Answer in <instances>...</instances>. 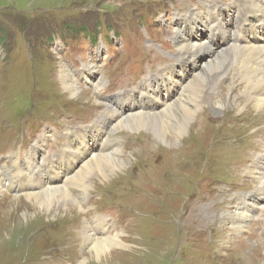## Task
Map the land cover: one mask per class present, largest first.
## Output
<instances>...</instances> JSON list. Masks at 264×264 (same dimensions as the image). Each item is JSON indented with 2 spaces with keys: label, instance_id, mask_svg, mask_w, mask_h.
<instances>
[{
  "label": "rangeland",
  "instance_id": "rangeland-1",
  "mask_svg": "<svg viewBox=\"0 0 264 264\" xmlns=\"http://www.w3.org/2000/svg\"><path fill=\"white\" fill-rule=\"evenodd\" d=\"M218 2L230 10L206 28L196 17L185 18ZM183 18L203 29L208 48L213 39L233 38L221 69L205 76L211 90L198 94L205 134L187 135L173 146L159 143L149 128H110L104 139L121 144L127 165L108 176L93 172L82 202L72 192L60 193L57 208H40L31 194L45 192L40 183L46 165L21 174L26 151L45 131L56 130L63 136L48 139L40 158L60 157L70 126H90L99 112L120 108L119 99L140 102L131 90L153 74L160 77L166 65L179 64L176 33ZM257 27L264 28V0H0V264H264V205L255 203L245 227L232 218L243 195L250 194L252 204L261 187L245 169L264 154V104H257L264 85H251L239 68L256 73L237 39ZM205 49L194 50L185 70L176 68L172 89L186 83L187 71L191 76L203 69L207 59L197 57ZM85 64L100 68L98 79L105 84L96 94ZM63 69L81 77L83 95L65 89ZM123 91L130 94L119 97ZM24 212L35 217L19 219L22 225L13 228ZM98 216L113 220L128 244L115 247L112 252L122 249L121 256L109 263L86 260L84 229Z\"/></svg>",
  "mask_w": 264,
  "mask_h": 264
},
{
  "label": "bare ground",
  "instance_id": "bare-ground-1",
  "mask_svg": "<svg viewBox=\"0 0 264 264\" xmlns=\"http://www.w3.org/2000/svg\"><path fill=\"white\" fill-rule=\"evenodd\" d=\"M223 9H225L226 12L230 10L227 4L224 5L220 2L212 5L206 4L203 9H197L185 13V18H192L191 16L196 17L200 21L201 25L204 24L206 28L208 22L214 19L215 16H224L225 11H223ZM185 18H183L185 23L179 22L177 25L178 29L176 33V42L179 45L178 51L183 53V56L178 59L179 64L177 66L175 64L166 65L161 69L162 73L160 77L153 74V76L147 77L142 82V84L137 88L139 89L138 91L131 90L132 94H135V92L139 93V96H141L139 97L140 102L130 104L128 100L119 99L120 108H110L99 112L97 118L90 123V126H70L67 133H64V137L66 136L67 141L62 145L60 157H56L51 154V157L46 158L45 153L42 155L43 158H40V153L43 151L42 148L48 139L61 137L62 134L56 130L52 133L45 131L46 133L44 132L39 137V141L33 148H31L32 150L30 152L26 151L23 160L24 165L22 169H19L21 174L25 173L27 168H30L33 165H37L38 167H44L43 165H46L45 169L47 176L43 177L40 183L41 187H43L41 190H45V192L31 194V196H34L38 201L40 208L49 210L56 207L58 205V201L55 196L60 193L63 194V197H66L69 192H72L73 195L76 196V202H82L88 195L90 187L89 178L93 172H99V174H102L103 176H108L109 174H114L118 169H122L125 166L126 162L122 158L121 144H119V148H117L114 143L104 139L107 137L110 128L117 129L121 124H135L138 127H145L153 130L156 133L155 138L159 143L173 146L179 144L181 139L187 135H192V137L196 138L197 136L200 137L205 134V131L203 130L208 123L206 121L207 125L205 122L203 125V123H201V120L203 119L197 117V112L202 109L201 106H197L201 100L200 95L211 90L210 88V90L207 88L205 76L207 73L211 75L210 73L213 74V72L221 69L226 58V52L228 51L226 47L230 45L233 38L232 36L225 35L226 37L220 39V41L219 39H213L212 48H208L206 46L208 35H204L203 29H196L195 26H189L188 20L186 22ZM202 35H204L207 39H203ZM243 35L244 37L240 36L237 38L240 44L243 43L245 45L243 48L245 50L243 57H247L249 60H254L253 63L256 67V73L252 75V73L243 64H241L239 68L243 70L244 74L248 77L251 85H257V83L264 85V28H249L247 33L243 32ZM200 49H205V54L197 57V60L201 58L207 59L203 63V69H200V71L197 70L198 72H195L197 75L191 74V76H189V71H185L186 74L183 75V79L186 83H181L182 85L179 90L175 88L172 89V86L176 85L174 81L176 68L182 67L185 70V64L183 62L192 57L194 50L197 52ZM238 53H236V55H242L241 51L240 54ZM86 65L87 64H85V67L83 68L85 71V77L88 78L92 87H94L96 94L100 92L102 87L104 89L105 84L103 81H99L98 79L101 73L100 68L93 69L87 67ZM92 66L97 67L94 64H92ZM87 71L91 73L90 76L87 74ZM60 73L62 83L71 95H83L85 93L83 91L84 89L80 88L82 81L80 76L70 69H63ZM149 81L151 82L148 86ZM153 82H156L157 84ZM164 85H167L165 86V90L163 89ZM191 85L195 86L193 91H189V87ZM126 94L130 93L128 91H123L119 93V97L126 96ZM224 95L226 96V94ZM257 104H264L263 96L259 98ZM192 105L194 107H192ZM159 107L161 109H159ZM149 108L151 110H149V115H147V110ZM154 111L160 112L156 114ZM259 114L264 117V113L262 111H260ZM196 124L199 125L197 128ZM188 127L190 128V131L186 130ZM112 132H114V130H112ZM109 144L112 146H109ZM19 163L20 161L17 159L16 164ZM245 170L247 175H254L260 182L261 187L257 189L256 195L255 193L254 195L257 198H260L261 201L254 197L253 201L255 202L250 204L247 202L250 194L248 196L243 195L242 201L239 200V204L236 206L238 211L234 214V217H232L235 223L239 221L238 227H245L247 219L251 217V212L256 210L258 205H264V201H262L264 200V154L259 155ZM28 176L30 178L34 176L31 170H28ZM3 177L4 173L0 167V182L3 181ZM24 190L31 189L25 188ZM255 203H257V206H255ZM240 210L245 211V213L240 212ZM231 212L232 211L230 210L228 211L229 214ZM21 214L18 219H15L13 228L22 225L20 224L19 219L29 222L32 217H35V215H31L28 212H24L22 216ZM240 214L244 215L238 216ZM111 230H115L116 233H112ZM1 234L2 233L0 232V238ZM84 237L86 240V247H90V254L88 258H86L88 262L90 258H92L96 259L100 263H109L111 260L113 261L114 258L121 256L119 253H122V249L117 253L112 252L115 247L128 246V244L125 243L126 240L123 238L122 233L115 229L114 221L104 216H98L92 222L87 224L84 229ZM3 240L1 241L0 239V242L2 243Z\"/></svg>",
  "mask_w": 264,
  "mask_h": 264
}]
</instances>
